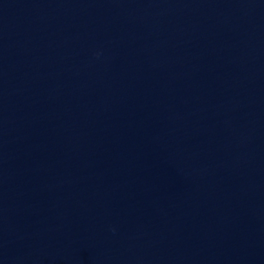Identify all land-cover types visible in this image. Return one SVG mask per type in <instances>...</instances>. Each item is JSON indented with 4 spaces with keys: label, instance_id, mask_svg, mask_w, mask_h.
<instances>
[{
    "label": "water",
    "instance_id": "1",
    "mask_svg": "<svg viewBox=\"0 0 264 264\" xmlns=\"http://www.w3.org/2000/svg\"><path fill=\"white\" fill-rule=\"evenodd\" d=\"M0 264H264V0H0Z\"/></svg>",
    "mask_w": 264,
    "mask_h": 264
}]
</instances>
